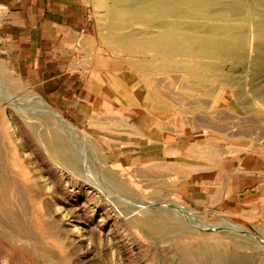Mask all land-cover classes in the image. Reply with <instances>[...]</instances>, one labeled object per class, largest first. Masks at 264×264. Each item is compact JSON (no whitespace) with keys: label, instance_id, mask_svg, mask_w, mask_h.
<instances>
[{"label":"rangeland","instance_id":"rangeland-1","mask_svg":"<svg viewBox=\"0 0 264 264\" xmlns=\"http://www.w3.org/2000/svg\"><path fill=\"white\" fill-rule=\"evenodd\" d=\"M145 1L85 0L69 113L0 49V264H264V174L242 176L264 170V0H177L162 28L133 15ZM171 26L198 44L230 37L241 58L154 43Z\"/></svg>","mask_w":264,"mask_h":264},{"label":"crops","instance_id":"crops-1","mask_svg":"<svg viewBox=\"0 0 264 264\" xmlns=\"http://www.w3.org/2000/svg\"><path fill=\"white\" fill-rule=\"evenodd\" d=\"M0 7L9 10L0 22L3 59L48 103L61 113H69V101L74 99L70 94L84 72L75 65L83 58L80 47L93 34L85 0H0ZM257 168L243 166L248 174L242 176L260 178L264 170ZM258 187V183L252 184L251 193Z\"/></svg>","mask_w":264,"mask_h":264},{"label":"bare ground","instance_id":"bare-ground-1","mask_svg":"<svg viewBox=\"0 0 264 264\" xmlns=\"http://www.w3.org/2000/svg\"><path fill=\"white\" fill-rule=\"evenodd\" d=\"M185 1L190 2L192 4V11H197V12L203 11V8L205 9L206 5L207 6H208V4L211 5L210 3H206L204 0H203L204 2L201 0H185ZM144 5H145L144 7H142V8L139 7L137 10L132 11L133 15L137 18H145V19H150L154 22H157L159 27L170 26L171 21H173V18H175L177 16V14H175V13H176L178 6H179L177 0H174V2H170L169 0H146L144 2ZM230 5H231V11H233L235 14H238V15L242 11H245V9H246V4L240 3V2H234ZM233 12H231V13H233ZM244 13H242V14H244ZM163 18H171L172 20L162 21ZM219 19L223 20V17L218 18V20ZM206 33H208V32H205V34ZM211 34H210V36H211ZM180 35H181V32L176 27H172V29H170L169 31H167L163 35L159 36L157 38V40L154 41V43H160L163 46L170 49L172 52L174 49V51L177 55H180L183 57L186 56V57H196V58H203V59H205L207 57H213V59H214L217 56H222L225 59H232V58L240 59L241 58V45L237 41H232V38H230V37L225 38L223 40H216L212 37L213 39L208 38L205 43L202 41L204 44H200L201 42L198 44L192 40L191 34H189V33L184 34L182 36L183 38H180ZM261 37L264 38V35H261ZM179 39L182 41H185L187 43V46L179 47V43H180ZM178 49H181V51H179ZM208 59H210V58H208ZM32 100L45 113H47L49 116H52L53 118H55L57 123L59 122L62 126L67 128L68 132H69V129L71 130L70 133H72L74 131V128L68 122L64 121L55 111H53L48 106H46L38 96H33ZM74 135H76L75 132H74ZM59 144H61V143H59ZM66 150H68V149H66ZM69 153L67 155H70ZM65 155H66V153H65ZM71 155H72L71 156V162L69 161L68 163L71 164V166L73 165L76 169H79L81 165L79 163L80 161H78V160L80 158L78 159V155H76V156H73V154H71ZM108 174H110V173H108ZM108 174H106V176ZM106 178H108V177H106ZM108 179H110V178H108ZM160 219H162V218H160ZM159 221H161V220H159Z\"/></svg>","mask_w":264,"mask_h":264},{"label":"built area","instance_id":"built-area-1","mask_svg":"<svg viewBox=\"0 0 264 264\" xmlns=\"http://www.w3.org/2000/svg\"><path fill=\"white\" fill-rule=\"evenodd\" d=\"M8 11L5 8L0 7V21L5 20Z\"/></svg>","mask_w":264,"mask_h":264}]
</instances>
